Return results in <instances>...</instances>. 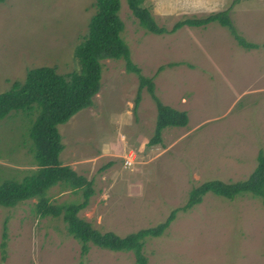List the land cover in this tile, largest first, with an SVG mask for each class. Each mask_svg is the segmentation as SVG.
Instances as JSON below:
<instances>
[{"label":"rangeland","instance_id":"1","mask_svg":"<svg viewBox=\"0 0 264 264\" xmlns=\"http://www.w3.org/2000/svg\"><path fill=\"white\" fill-rule=\"evenodd\" d=\"M234 0H145L159 26L170 29L184 16H201ZM94 0H3L0 3V93L30 69L79 68L74 49L87 31ZM122 38L141 75L153 79L155 95L184 110V127L154 134L157 109L145 87L137 110V75L124 59L101 61V89L93 106L58 124L62 163L74 164L92 183L89 205L79 212L102 232L119 236L164 221L200 182L247 179L264 150V0H239L231 10L237 33L256 49L238 44L227 27L210 22L153 34L141 28L123 0ZM40 110L0 118V181L20 179L36 168L30 129ZM134 156L131 167L124 158ZM111 165H107L108 163ZM51 202H81L82 192L49 190ZM0 264H135L132 253L80 243L61 217H41L36 199L0 206ZM147 264H264V203L242 195L233 200L206 193L179 211L162 236L146 239Z\"/></svg>","mask_w":264,"mask_h":264},{"label":"trees","instance_id":"2","mask_svg":"<svg viewBox=\"0 0 264 264\" xmlns=\"http://www.w3.org/2000/svg\"><path fill=\"white\" fill-rule=\"evenodd\" d=\"M3 0H0V3ZM141 28L153 34L173 33L183 26L203 27L217 22L227 27L240 46L249 50L259 47L257 43L246 41L236 31L232 22L233 3L218 11L201 16H184L173 23L170 29L159 26L151 11L144 5L145 0H124ZM123 0H94L95 11L89 19L87 31L74 49V57L79 68L66 74H59L54 67L30 69L19 82H12L10 88L0 93V118L15 111H31L36 107L40 114L30 129L35 139L36 170L24 174L20 179L0 181V206L15 205L36 199V210L41 217H61L66 230L80 243L81 254L86 255L90 245L110 250L114 253H132L135 264H147L143 247L146 239L162 236L166 228L174 221L179 211L186 212L198 204L206 193L233 200L242 195L261 197L264 203V150L257 153V165L247 179L225 182L210 179L191 187L185 202L173 208L167 218L153 226L141 228L124 236L113 231L102 232L79 212L89 205L93 195L92 183L78 174L69 165L59 160L63 148L62 136L58 124L66 123L81 110L93 106V99L101 89V61L104 59H124L129 72L137 75L138 91L133 105L137 110L141 92L146 87L156 104L157 116L154 134L148 143L161 141V133L167 127H184L187 115L184 110H175L160 102L155 95L153 79L141 75L139 68L130 60L129 48L122 38L124 28L121 17ZM107 165H111L109 162ZM58 186L60 191L82 192L83 200L69 204L51 202L49 190ZM6 234L1 233L0 248L3 252Z\"/></svg>","mask_w":264,"mask_h":264},{"label":"built area","instance_id":"3","mask_svg":"<svg viewBox=\"0 0 264 264\" xmlns=\"http://www.w3.org/2000/svg\"><path fill=\"white\" fill-rule=\"evenodd\" d=\"M134 161V156L129 154L128 156H125L124 158V166L125 167H131L132 163Z\"/></svg>","mask_w":264,"mask_h":264},{"label":"crops","instance_id":"4","mask_svg":"<svg viewBox=\"0 0 264 264\" xmlns=\"http://www.w3.org/2000/svg\"><path fill=\"white\" fill-rule=\"evenodd\" d=\"M258 44V43H257ZM259 45V44H258ZM260 46V45H259ZM64 164V163H62ZM64 165H67V163H65ZM70 167H72L74 170H75V165L72 163V164H69ZM32 170H36V168H32ZM76 171V170H75ZM77 172V171H76Z\"/></svg>","mask_w":264,"mask_h":264}]
</instances>
